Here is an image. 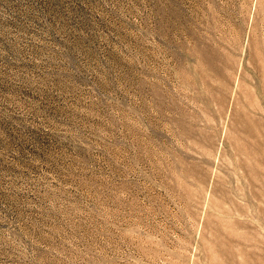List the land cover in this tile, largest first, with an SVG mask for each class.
Returning <instances> with one entry per match:
<instances>
[{
  "label": "rangeland",
  "instance_id": "1",
  "mask_svg": "<svg viewBox=\"0 0 264 264\" xmlns=\"http://www.w3.org/2000/svg\"><path fill=\"white\" fill-rule=\"evenodd\" d=\"M0 264H264V0H0Z\"/></svg>",
  "mask_w": 264,
  "mask_h": 264
}]
</instances>
